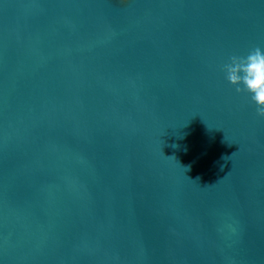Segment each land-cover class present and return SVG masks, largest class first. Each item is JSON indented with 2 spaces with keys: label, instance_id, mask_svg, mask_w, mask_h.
<instances>
[{
  "label": "water",
  "instance_id": "95a60500",
  "mask_svg": "<svg viewBox=\"0 0 264 264\" xmlns=\"http://www.w3.org/2000/svg\"><path fill=\"white\" fill-rule=\"evenodd\" d=\"M257 47L264 0H0V264H264Z\"/></svg>",
  "mask_w": 264,
  "mask_h": 264
},
{
  "label": "clouds",
  "instance_id": "9594fccd",
  "mask_svg": "<svg viewBox=\"0 0 264 264\" xmlns=\"http://www.w3.org/2000/svg\"><path fill=\"white\" fill-rule=\"evenodd\" d=\"M223 70L227 81L238 93L250 95L257 115L264 118V51L257 47L246 57L232 56Z\"/></svg>",
  "mask_w": 264,
  "mask_h": 264
}]
</instances>
